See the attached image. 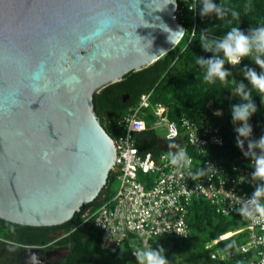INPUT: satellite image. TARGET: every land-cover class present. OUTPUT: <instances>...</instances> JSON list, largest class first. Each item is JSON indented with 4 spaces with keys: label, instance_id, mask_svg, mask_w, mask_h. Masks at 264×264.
<instances>
[{
    "label": "water",
    "instance_id": "obj_1",
    "mask_svg": "<svg viewBox=\"0 0 264 264\" xmlns=\"http://www.w3.org/2000/svg\"><path fill=\"white\" fill-rule=\"evenodd\" d=\"M172 2L0 0L1 219L58 226L95 201L117 145L94 97L180 43Z\"/></svg>",
    "mask_w": 264,
    "mask_h": 264
},
{
    "label": "trees",
    "instance_id": "obj_2",
    "mask_svg": "<svg viewBox=\"0 0 264 264\" xmlns=\"http://www.w3.org/2000/svg\"><path fill=\"white\" fill-rule=\"evenodd\" d=\"M179 6H183V14L178 19L186 27V33L180 43L170 52L165 54L152 65L139 71L128 73L123 80L113 83L94 97L95 111L106 131L114 139L122 132L118 126L119 118L127 112L129 107L136 105L144 93L152 92V101L165 104L169 109V117L177 120L185 115L195 120H209L219 125L224 136V144L212 146L208 149V156L220 160L230 166L233 163L251 165V160L246 158L236 145V134L232 123L231 106L242 101L235 96V89L240 81L247 84L244 79L243 69L245 66L254 69L258 74L261 69L251 60L245 58L240 65H225L231 72V76L225 81L216 80L209 83L204 79L205 69L196 63L197 56L209 59L212 53L205 52L200 46L201 32H205L209 39H220L232 27H239L247 33L251 26L264 25V0H214L218 5L239 13L238 18H233L231 11L222 18L215 13L200 16L202 0H196V12L189 10L194 0H177ZM219 55H223L219 53ZM249 88L251 86L249 85ZM253 103L257 112L251 117L250 124L253 132L251 139L258 140L264 135V95L251 89ZM221 110L220 115L214 111ZM138 147L141 153L160 152L159 135L154 131H146L138 136ZM247 151V141H245ZM257 152L259 150L257 149ZM146 176L140 174V180ZM116 174L111 170L107 183L101 190L95 201L83 205L74 217L58 226L34 227L23 226L5 221L0 218V225L14 226L23 230H45V232H63L65 236L61 243L70 246V255L63 264H112L111 258L121 254L108 253L101 247L102 232L97 228L93 220L85 221L86 213L95 210L104 201L113 195L112 185L116 181ZM255 188L249 189L252 194ZM188 223L191 229L187 239L170 237L173 241L172 248H167L163 237L150 239L148 245L156 250L163 248L166 258L175 257L180 252H186L191 245L202 242L207 245L219 234L236 231L247 224V220L239 215L223 216L219 214L207 199L200 197L192 202ZM51 238H45V242ZM129 239L124 248L131 243ZM136 239H134L135 243ZM243 241V235H235L226 239L218 247L233 248ZM210 252L211 249L209 248ZM211 264H221L213 261Z\"/></svg>",
    "mask_w": 264,
    "mask_h": 264
},
{
    "label": "built area",
    "instance_id": "obj_3",
    "mask_svg": "<svg viewBox=\"0 0 264 264\" xmlns=\"http://www.w3.org/2000/svg\"><path fill=\"white\" fill-rule=\"evenodd\" d=\"M183 9L178 4L176 13L182 15ZM189 10L196 12V0ZM118 126L122 132L115 139L117 159L112 170L119 188L85 215V221L93 220L101 230V247L108 253L124 249L129 239L148 245L150 239L161 237L189 238L187 218L196 198L207 199L223 216L239 215L238 209L251 197L249 189L259 183L252 178V166H227L208 156L210 147L224 144L219 125L185 115L172 120L165 104L152 101V92L142 94L138 103L119 118ZM146 131L159 135L161 150L157 155L140 152L138 136ZM181 150L192 159L190 165L170 163L167 154ZM140 174L146 176L144 181ZM239 234L243 241L235 247L214 249ZM209 244L211 259L221 264H264V223L247 220L242 228L219 234Z\"/></svg>",
    "mask_w": 264,
    "mask_h": 264
},
{
    "label": "clouds",
    "instance_id": "obj_4",
    "mask_svg": "<svg viewBox=\"0 0 264 264\" xmlns=\"http://www.w3.org/2000/svg\"><path fill=\"white\" fill-rule=\"evenodd\" d=\"M175 3L176 0H173L171 4L175 5ZM229 11L231 10L226 9L223 5H218L214 0H202L199 14L203 17L215 13L218 18H222ZM231 15L233 18L239 17V13L236 11H231ZM184 32L183 28L175 31L179 35H183ZM199 42L205 52L212 53L209 59L197 56L196 60V63L205 69L204 79L209 83H214L217 79L222 82L225 81L232 75L225 68V65L238 66L245 58L251 57L249 60L261 69L259 74L247 66L241 69L244 79L248 83L245 84L243 81L238 83L235 96L239 97L242 102L231 106V115L236 134V145L243 155L251 160L254 169L252 178L259 181L251 197L245 205L238 209V212L253 224H262L264 223V135L258 140L251 139L253 129L250 119L257 112L251 89H255L264 95V25L251 26L247 33L241 31L239 27H232L220 39H209L202 31ZM219 53L223 55L221 56ZM245 141H247V151L244 150ZM167 155L172 165H177L180 162L186 165L192 163V159L185 150L176 153L170 152ZM162 253H164L163 248L156 250L153 247L137 248L133 252L137 264H168L165 255Z\"/></svg>",
    "mask_w": 264,
    "mask_h": 264
},
{
    "label": "flooded vegetation",
    "instance_id": "obj_5",
    "mask_svg": "<svg viewBox=\"0 0 264 264\" xmlns=\"http://www.w3.org/2000/svg\"><path fill=\"white\" fill-rule=\"evenodd\" d=\"M64 236L58 231L0 225V264H63L71 253L70 246L61 243Z\"/></svg>",
    "mask_w": 264,
    "mask_h": 264
},
{
    "label": "rangeland",
    "instance_id": "obj_6",
    "mask_svg": "<svg viewBox=\"0 0 264 264\" xmlns=\"http://www.w3.org/2000/svg\"><path fill=\"white\" fill-rule=\"evenodd\" d=\"M119 188V181L116 180L112 185V195H114ZM170 237H163V241L166 243L167 248H172L173 241L168 239ZM212 245H203L202 242H197L191 245L188 251L180 252L175 257L166 258L168 264H211L213 260L210 257L208 249ZM137 248H150L149 245L145 244L142 240L139 243H129L121 254L112 257L110 260L112 264H137L136 258L133 254Z\"/></svg>",
    "mask_w": 264,
    "mask_h": 264
},
{
    "label": "crops",
    "instance_id": "obj_7",
    "mask_svg": "<svg viewBox=\"0 0 264 264\" xmlns=\"http://www.w3.org/2000/svg\"><path fill=\"white\" fill-rule=\"evenodd\" d=\"M135 243H137V242L135 241ZM135 243H134V240L132 239V244H135Z\"/></svg>",
    "mask_w": 264,
    "mask_h": 264
}]
</instances>
